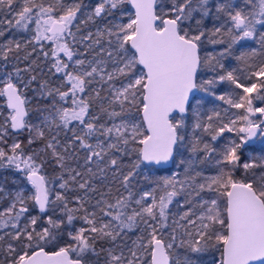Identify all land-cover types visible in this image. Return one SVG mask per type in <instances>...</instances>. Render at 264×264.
<instances>
[{"label": "snow or ice", "instance_id": "obj_1", "mask_svg": "<svg viewBox=\"0 0 264 264\" xmlns=\"http://www.w3.org/2000/svg\"><path fill=\"white\" fill-rule=\"evenodd\" d=\"M0 98V264H264V0H0Z\"/></svg>", "mask_w": 264, "mask_h": 264}, {"label": "trees", "instance_id": "obj_2", "mask_svg": "<svg viewBox=\"0 0 264 264\" xmlns=\"http://www.w3.org/2000/svg\"><path fill=\"white\" fill-rule=\"evenodd\" d=\"M126 8L129 9L130 8L129 5H126ZM225 87H227V86H225ZM27 95L28 96H31L32 93L29 91L27 93ZM4 103H5L4 99L3 98H0V105H3ZM2 111H3V114L4 115H7V109H6V107L3 108ZM29 118H31V115H30ZM2 119H3V117L0 116V122H2ZM173 166H174V164H173ZM160 172L163 173L164 171L163 170H160ZM210 172H211V170H210ZM239 175H240V173H237V176H239ZM140 184L143 187H147V185L149 183L147 181L145 182L144 179H140ZM219 258H220V253L219 252L211 251V252H209L207 255H205L203 257V264H216V262L219 260Z\"/></svg>", "mask_w": 264, "mask_h": 264}, {"label": "rangeland", "instance_id": "obj_3", "mask_svg": "<svg viewBox=\"0 0 264 264\" xmlns=\"http://www.w3.org/2000/svg\"><path fill=\"white\" fill-rule=\"evenodd\" d=\"M128 10H129V14H132V13H133V11H131L130 8H129ZM125 22H126V21H125ZM170 169H171V170H174V169H175V165L172 166ZM168 170H169V169H168ZM168 170H167V171H164L163 173H161L160 171H159V172L152 173V174L144 173V176H145V177H148L149 179H155L157 176L167 175V174H168ZM144 181H145V182H146V181L148 182L147 179H144ZM149 186H150V185L148 184L147 187H149ZM147 187H145V188H147Z\"/></svg>", "mask_w": 264, "mask_h": 264}, {"label": "water", "instance_id": "obj_4", "mask_svg": "<svg viewBox=\"0 0 264 264\" xmlns=\"http://www.w3.org/2000/svg\"><path fill=\"white\" fill-rule=\"evenodd\" d=\"M129 7H130V10L134 12V10L131 9V6H130V5H129ZM172 166H173V164H172V165H166V166H164V168H162L161 170H163V171H167V169H170Z\"/></svg>", "mask_w": 264, "mask_h": 264}]
</instances>
